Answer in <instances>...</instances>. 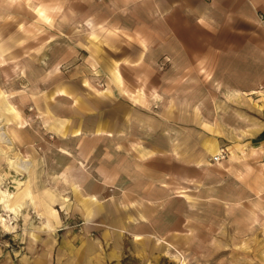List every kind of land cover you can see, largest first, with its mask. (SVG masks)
<instances>
[{
	"label": "crops",
	"instance_id": "obj_1",
	"mask_svg": "<svg viewBox=\"0 0 264 264\" xmlns=\"http://www.w3.org/2000/svg\"><path fill=\"white\" fill-rule=\"evenodd\" d=\"M261 13L264 0H0L9 27L39 29L41 75L66 77L46 89L47 131L23 140L52 178L31 166L14 178L11 206L43 226L0 264L183 256L217 244L234 215L264 216Z\"/></svg>",
	"mask_w": 264,
	"mask_h": 264
},
{
	"label": "rangeland",
	"instance_id": "obj_2",
	"mask_svg": "<svg viewBox=\"0 0 264 264\" xmlns=\"http://www.w3.org/2000/svg\"><path fill=\"white\" fill-rule=\"evenodd\" d=\"M7 20L8 18L3 20L0 15V89L11 96L10 101L16 106L20 116L6 113L1 106L2 96L0 94V122L1 114H4L5 119H11V124L6 126L8 132L14 137V149L2 144L4 151L0 152V181L3 188L14 191L16 190L15 177H21L23 180L29 177L27 171H19L12 165L10 158H14L17 154L31 161L32 180L52 178L53 173L42 171L41 156L43 153L41 150L36 151L32 149L33 147L26 149L27 145H24L23 140L25 136L26 138L33 137L35 134L47 131L50 92L46 89L51 83L50 79L53 78L54 82H58L59 78L64 81L66 77L42 76L41 70L35 64L36 55L45 46L43 43H38L39 29L31 25L27 28L24 26L9 27ZM18 56L21 57L20 60L17 59ZM41 117H44L45 122L42 123ZM261 118L264 120V115ZM20 121L24 126L20 127ZM247 127L251 129L250 134L254 131H261V128L257 129L253 123L248 124ZM255 128L256 130H254ZM262 129L264 130V128ZM260 135L261 133L254 142L261 145L264 154V138ZM24 187L25 185L22 186V190ZM30 189L33 192L31 187ZM35 201H37L36 196L35 200L29 204L35 205ZM28 209V206L23 208L17 216L11 219L10 223L14 227L8 230L2 224L1 214L3 217L7 215L0 206V258L11 248L18 247L23 238V236H18L19 232L23 231L22 229L26 228L29 231V229L43 226L36 211L32 210L33 216H24V211L27 212ZM231 222V225L222 228L220 232L222 234L217 244H213L212 247L208 246L206 251H192L183 255L184 257L177 253L167 252L154 255V258L149 260L131 256L124 260V264H181V260L182 264L184 262L186 264H264V216L259 217L256 212L250 209L247 220L243 221L234 215ZM223 224L225 225V222Z\"/></svg>",
	"mask_w": 264,
	"mask_h": 264
},
{
	"label": "bare ground",
	"instance_id": "obj_3",
	"mask_svg": "<svg viewBox=\"0 0 264 264\" xmlns=\"http://www.w3.org/2000/svg\"><path fill=\"white\" fill-rule=\"evenodd\" d=\"M6 123V122H5ZM2 144H7L9 146H13V138L10 136L7 127L4 123L0 122V152L4 151L2 148ZM11 163L14 165L19 171L25 170L28 171L31 166V161L28 159H24L22 155H16L14 158H11ZM18 179V178H17ZM16 196V192L10 191L7 188L2 187V182L0 181V206H3L1 209L6 213V217H3V214H1V220L4 227L7 229H11L13 226L10 225L8 222L9 219V212L19 213V211H22V208L25 204H19L16 207L11 206V200ZM28 201V199H27ZM23 202V201H22ZM29 203V202H28ZM31 204V203H30ZM3 213V212H2ZM13 217V216H12ZM14 222V221H13Z\"/></svg>",
	"mask_w": 264,
	"mask_h": 264
},
{
	"label": "built area",
	"instance_id": "obj_4",
	"mask_svg": "<svg viewBox=\"0 0 264 264\" xmlns=\"http://www.w3.org/2000/svg\"><path fill=\"white\" fill-rule=\"evenodd\" d=\"M260 17L264 20V14L263 13L260 14ZM227 155H228L227 147L221 146L219 151L215 155H213L212 159H213V161H220L223 158H226Z\"/></svg>",
	"mask_w": 264,
	"mask_h": 264
},
{
	"label": "water",
	"instance_id": "obj_5",
	"mask_svg": "<svg viewBox=\"0 0 264 264\" xmlns=\"http://www.w3.org/2000/svg\"><path fill=\"white\" fill-rule=\"evenodd\" d=\"M262 138H264V130L261 132V135H260Z\"/></svg>",
	"mask_w": 264,
	"mask_h": 264
}]
</instances>
